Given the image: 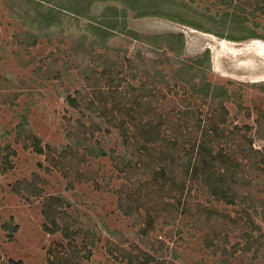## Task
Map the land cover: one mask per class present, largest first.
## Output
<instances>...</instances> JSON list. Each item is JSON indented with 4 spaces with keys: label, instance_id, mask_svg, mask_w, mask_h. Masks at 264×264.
<instances>
[{
    "label": "rangeland",
    "instance_id": "rangeland-1",
    "mask_svg": "<svg viewBox=\"0 0 264 264\" xmlns=\"http://www.w3.org/2000/svg\"><path fill=\"white\" fill-rule=\"evenodd\" d=\"M16 1L0 0V264H128L123 257L143 252L157 257L154 264H264L263 256L256 259L253 252L242 251L246 222L238 205L228 206L208 197V205L236 222L227 243L223 234L217 232L222 244L216 241L218 244L208 248L205 237L211 236L212 225H185L182 217L175 223L165 221V212L154 202H142L143 208L131 210L125 216L118 209L117 193L143 195L150 188L141 184H150V180L138 173L133 174L137 177L131 182L127 181L124 174L117 172L110 156L85 158L86 163L78 172L75 169L69 180L54 166L71 161L61 154L73 143L69 133L81 118L64 102L66 93L81 90L82 96L91 100L93 93L87 91L86 83H92V76L103 70L104 55L115 67L123 69L116 70L123 77L134 79L133 86L147 82L142 72H153V67L170 74L177 51L155 53L150 46L153 38L166 35H183L184 48L177 52L179 60L197 59L209 52L207 79L217 88L225 87L229 94L225 127L238 138L251 140L253 149L260 152L258 160L264 158V137L258 135V131L264 132L262 1L254 6L252 0H167L174 4L172 13L165 17H177L181 23L167 17H120V25L104 49L92 47L97 39L85 27L91 21L103 22L98 17L107 4L93 8L92 18L84 15L73 21L60 14L61 26L45 33L47 37L37 41L36 47L28 48L33 34L23 31L29 18L24 12L20 17L15 11H26L27 6L16 5ZM110 5L117 10L111 11L113 16L122 15L121 5ZM253 33L255 39L250 37ZM170 45L173 51L178 50L179 44ZM154 61L160 65L151 63ZM85 74L90 75L86 83ZM172 91L168 100L184 104V86H176ZM199 108L200 118L208 117L209 108ZM101 123L95 113L85 120L86 128L102 129L92 132L93 142L120 157L123 149L116 130L110 127L109 134ZM261 125L263 132L258 128ZM29 134L39 139L44 155L24 147ZM188 139L187 136L183 141ZM238 163L243 166L238 178L254 186L250 188L252 195L264 199L262 164L257 163L255 169L250 160L241 157ZM79 176L82 182H78ZM130 202H124L123 207L139 206L132 198ZM261 211L260 215L264 212ZM50 213L58 214L64 232H46L45 227L51 225ZM148 214L153 216L154 228L148 236H141L139 231ZM252 219L264 233V219ZM13 229L17 231L13 233ZM160 241L165 242L163 249Z\"/></svg>",
    "mask_w": 264,
    "mask_h": 264
},
{
    "label": "trees",
    "instance_id": "trees-1",
    "mask_svg": "<svg viewBox=\"0 0 264 264\" xmlns=\"http://www.w3.org/2000/svg\"><path fill=\"white\" fill-rule=\"evenodd\" d=\"M261 1L264 4V0ZM251 2L254 6L255 3L260 5L259 0ZM19 3L20 6L23 7V3L27 7L26 11L16 9L17 15L21 17L24 12L29 18L27 29L23 33L33 34L28 48L36 47L37 41L47 37L45 33L61 26L60 14H65L75 21L84 15L91 17L93 8L107 4L98 17L103 22L91 21L85 27L88 34L97 39L92 47L100 49L106 47L116 26L120 25L118 23L120 17L126 18L131 14L134 19L166 18V14L172 13L174 4L167 0H17L15 4ZM111 3H117L124 8L121 16L111 14V11H117L115 8L112 9ZM259 8L260 6L257 10ZM168 17V20L182 22L177 17L170 15ZM120 30L123 32L121 27ZM255 36L254 33L250 35L254 39ZM153 39L155 41L150 42V46L155 53L158 50L164 53L180 52L184 48L183 35L157 36ZM172 43L179 44L178 50L174 48L173 51V46L170 45ZM177 52L175 55L177 61L173 64L174 69L170 74L153 67V72L149 70L142 72L143 78H148V81L139 87L133 86V78L129 80L125 78L126 76L123 77L120 73L123 69L115 67L116 65L107 59V55H104L106 63L102 71L92 76L93 84L86 83L89 82L90 75L85 74L83 78L86 89L93 93V98L87 100L88 98L82 96L81 90L74 94L67 92L64 96L66 105L77 111L81 118L69 133L73 143L66 147L65 154H61L63 159L71 161L54 166L68 176L69 180V175L75 169L77 170L75 172H78L79 167L86 163L85 158L100 159L110 156L117 172L124 174L127 181L131 182L137 177H133V174L138 173L145 176V180H150V184H141L145 188H150V191L143 195L124 193L127 191L117 193L120 204L118 209L125 216H129L131 210L138 211L137 209L143 208L142 202H154L165 212V221L175 223L182 217L185 225L190 223L204 227L212 225L211 236L207 234L205 237L208 248H213V244L216 245L218 244L216 241H220L217 232L223 234L227 243L232 227L236 223L230 221V217L223 212L211 207V204L208 205L211 203L208 197L217 202H224L228 206L238 205L246 222L243 224L245 234L242 237L244 240L242 251L247 254L253 252L256 259L264 257V233L261 227L252 223L253 216L264 219V212L260 215L261 209L264 211V199L252 195L250 188L254 186L246 179L238 178L239 169L243 168L242 164L238 163V158H247L255 169L257 163L262 164L263 177L264 158L258 160L257 155L259 156L260 152L253 149L251 140L238 138L225 127L229 119L225 107L229 94L225 87L217 88L218 86L212 85L207 79V71L210 70L209 52L193 60H179ZM151 63L160 65L159 61ZM206 63L207 67L204 68ZM118 69L120 72L116 71ZM176 86H184V94L187 96L184 98V104L168 100V95H172V88ZM166 102L171 103L172 107L163 106ZM203 106L209 108V115L201 119L199 107ZM94 113L101 119L105 131H109L110 134L112 130L110 127L116 130L118 143L123 149L120 157L115 156V151L108 153L101 144L93 142L92 132L102 129L99 127L92 131L86 128L85 120ZM258 128L263 132L262 125ZM258 135L259 138H263L264 132L258 131ZM187 136L189 139L185 143L183 140ZM242 140L244 142L240 144ZM26 142L24 145L26 149L30 148L35 153L44 155L41 142L35 136L29 134ZM185 145L189 148L186 149ZM79 152H82V155L79 156ZM81 177L79 176L78 182L83 181ZM153 195L154 197H151ZM131 198L132 201L138 202L140 207L136 205L128 209L123 207L124 202L131 204ZM49 216L51 225L45 227L46 232L51 234L64 232L65 228L59 225L58 214L50 213ZM239 223L240 221L237 224ZM153 228V216L148 214L139 232L141 236H148ZM16 231L17 229H13V233ZM219 243L222 244L221 241ZM160 245L163 249L165 242L160 241ZM123 258L128 264H154L157 261L155 255L145 252L139 255L129 253Z\"/></svg>",
    "mask_w": 264,
    "mask_h": 264
},
{
    "label": "bare ground",
    "instance_id": "bare-ground-1",
    "mask_svg": "<svg viewBox=\"0 0 264 264\" xmlns=\"http://www.w3.org/2000/svg\"><path fill=\"white\" fill-rule=\"evenodd\" d=\"M261 81V80H260ZM262 82H264V79H263V81Z\"/></svg>",
    "mask_w": 264,
    "mask_h": 264
}]
</instances>
